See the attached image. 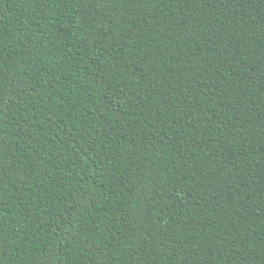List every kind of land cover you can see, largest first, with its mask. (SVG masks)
Returning <instances> with one entry per match:
<instances>
[{
	"label": "trees",
	"instance_id": "16d2710c",
	"mask_svg": "<svg viewBox=\"0 0 264 264\" xmlns=\"http://www.w3.org/2000/svg\"><path fill=\"white\" fill-rule=\"evenodd\" d=\"M0 264H264V0H0Z\"/></svg>",
	"mask_w": 264,
	"mask_h": 264
}]
</instances>
